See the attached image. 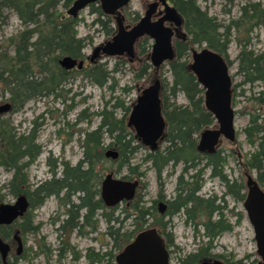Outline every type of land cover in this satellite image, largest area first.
Returning a JSON list of instances; mask_svg holds the SVG:
<instances>
[{
    "label": "rangeland",
    "instance_id": "1",
    "mask_svg": "<svg viewBox=\"0 0 264 264\" xmlns=\"http://www.w3.org/2000/svg\"><path fill=\"white\" fill-rule=\"evenodd\" d=\"M72 1L65 6L59 0L54 11L71 19L66 25L82 39L81 56L61 55L56 66L45 57L23 61L16 56L19 36L33 30L26 44L35 42L38 25L35 21L25 23L13 8L0 5V105L9 104V109L0 113V140H4L0 148L19 144L22 153L13 156L9 165L0 160V203H11L22 194L35 229L22 233L27 252L12 264H115V255L145 228H155L163 237L169 264H198L204 259L224 264L253 263L257 259L255 243L241 204L246 192L244 172L256 182L260 174L263 185L259 187L264 192V173L251 165L257 159L264 170V102L258 103L264 98V0H195L198 8L218 24L220 41L227 38L224 55L231 62L228 72L234 84V141L221 138L215 155L205 156L194 150L198 133L183 144L176 139L173 147L170 141L161 142L158 151L134 138L126 125L131 105L138 91L154 79L161 83L165 106L174 103L178 105L175 111H181V106L187 105L193 111L192 103L180 90L174 96L169 94L171 73L165 63L151 67L150 41H139L131 61L126 56L100 57L94 64L84 60L109 35L99 22L104 18L91 11L89 4L75 17L68 15ZM148 1L130 0L122 10L126 23L142 14ZM41 18L39 15L37 20ZM110 27H114L113 21ZM203 46V42L194 43L190 48ZM63 56L83 60L82 67L65 70L58 64ZM249 58L258 59L259 70L252 65L250 70ZM142 63L149 67L140 75ZM93 65L103 71L100 81L85 75ZM20 68L24 77L27 75L25 81L32 80V86H37L25 97L20 89L25 81L13 74ZM61 69L66 72L61 73ZM175 116L180 117L176 112ZM256 124H260L259 132L254 130ZM109 126H113L112 131ZM94 130H99L102 159L93 165L99 182L88 207L80 204L83 193L69 185L59 187L57 194L50 191L37 196L38 186L61 179L65 165L70 168L83 160V139ZM7 133L12 138L1 139ZM127 134L133 141L121 150L115 139L123 143L130 137ZM24 142L31 157L22 152ZM188 144L193 147L189 155L167 158L166 152L188 149ZM106 150L116 152V157H106ZM86 166L81 163L82 169ZM106 173L136 180L138 188L132 201L110 207L104 204L99 186ZM15 188L20 191L12 194ZM159 194L167 204H174L167 215H157Z\"/></svg>",
    "mask_w": 264,
    "mask_h": 264
},
{
    "label": "water",
    "instance_id": "2",
    "mask_svg": "<svg viewBox=\"0 0 264 264\" xmlns=\"http://www.w3.org/2000/svg\"><path fill=\"white\" fill-rule=\"evenodd\" d=\"M130 0H73L66 13L75 17L77 12L88 4L96 3L100 11L105 15H112L116 23V32L109 39L94 46L87 57L93 62L100 54L105 56L125 55L130 59L133 56V44L142 35L152 39L148 53L149 63L157 68L162 63L173 58V49L170 43L172 31L164 27L163 20H168L179 26L180 17L173 7L167 6L160 0L164 15L154 22H149L148 17L151 4L143 17L128 30H124L119 10ZM191 62L187 65L196 78V81L204 88L203 103L208 112L216 120L217 128L204 130L200 133L196 149L200 152L211 153L221 135L226 140H234V113L231 106L230 79L227 66L222 57L206 48L190 50ZM83 60H76L69 56H63L58 60L60 67L65 70L71 68L80 69ZM160 82L154 79L143 88L131 105L126 125L133 130L134 137L149 149H154L157 141L163 136L164 120L160 112L159 99ZM9 104L0 105V113L6 112ZM264 112V106H263ZM264 136V119L262 123ZM106 157L115 158L116 152L106 150ZM245 195L242 199V208L249 222L257 259L251 264H264V192L257 182L244 172ZM136 180L113 178L111 173H106L100 181L99 195L106 206H114L122 200L132 198ZM26 200L22 195L15 198L13 203H0V223H9L17 215L24 211ZM7 246L0 240V256L3 259ZM115 264H169L168 253L162 236L155 228H145L138 231L119 253L114 257ZM198 264H224L219 260L204 259Z\"/></svg>",
    "mask_w": 264,
    "mask_h": 264
},
{
    "label": "trees",
    "instance_id": "3",
    "mask_svg": "<svg viewBox=\"0 0 264 264\" xmlns=\"http://www.w3.org/2000/svg\"><path fill=\"white\" fill-rule=\"evenodd\" d=\"M59 0H1L0 5H4L7 7L13 8L18 17L22 19L25 23H34L37 22V27L35 28L37 37L35 42L26 44L28 37L31 31H27L24 34L19 36V44L16 47V56L23 61L28 58L33 59H43L44 57L52 61L54 66H56V59L61 55H69L71 57H79L80 55V48L82 47V39L76 38L73 33L71 32L70 26L66 25L67 22H71L69 17H64L61 14H57L55 12V6L57 5ZM64 5H68L71 0H63ZM179 12V14L183 17V26L185 32L189 36V42H177L175 43V59L173 61L167 62L166 65L171 73L172 82L169 86L170 94H174L176 90L182 91L186 98L192 103L193 111L189 109H182L181 111L173 110L180 115V119L176 116H172V111L169 113H165V119L167 122V129H166V137L168 141L171 142L172 147L174 146V141L180 140L183 144L185 141L190 140V134L192 131L198 130L203 126H207L212 123L211 115L208 112H204L202 109L199 108V104L201 102V89L198 87L197 82L195 81L194 76L187 72L185 69V57L188 55V49L190 48L191 44L194 43H205V46L209 49H212L216 52L224 54L226 39L225 41L221 40L220 34L217 31L218 24L213 22V18L207 16L204 11H201L195 3V0H169ZM37 5L35 8L34 6ZM91 11H94L100 17H103V20H100L101 26L104 28L105 34L111 35L113 32V28L110 27L112 21L110 20L109 16L104 15L101 13L98 5L91 3L88 5ZM41 15L42 18L40 21L37 20V17ZM59 24V26H57ZM225 30V28H224ZM227 30V29H226ZM226 30L224 32H226ZM224 37H226L224 35ZM23 61H21L23 63ZM26 65V64H24ZM252 65L255 71L259 70L258 68V59L257 58H249L247 59V66ZM248 66V67H249ZM148 65L142 63L140 68V75L146 73L148 69ZM252 67L250 70H252ZM21 68L19 69V71ZM61 73H65V70H60ZM247 72V70H245ZM102 70L97 65H93L89 71L85 74L88 78H92L93 80L100 81L102 77ZM18 80L25 81L26 77L24 74L20 72H14ZM21 78V79H20ZM164 80V79H163ZM25 86L20 88L21 94L23 97L27 96L29 91L32 89L34 90L37 86H32L34 81L24 82ZM32 83V84H31ZM165 84V81H164ZM37 85V84H36ZM25 87V88H24ZM35 87V88H34ZM196 97V98H194ZM165 101H163L164 103ZM264 102V98H259L258 103L262 104ZM165 108V105L163 104ZM177 118L178 125L177 126H170L172 123V118ZM201 121V122H200ZM174 122V120H173ZM122 123V122H121ZM176 123V121H175ZM108 126V125H107ZM109 131H112L113 126H109ZM254 130L256 132L260 131V124H256L254 126ZM99 130H94L86 134L85 138L83 139V151L82 156L83 160L77 162V164L73 167H68L65 165L63 171V177L59 180H51L48 182H44L35 190L37 196H41L44 193L52 192L57 194L59 187L63 185H69V187L75 191H80L83 193V196L80 197V204L87 205L88 201L91 197H93L94 192L97 193V189L95 188L99 182V178L96 177V174L93 173V165L94 162L99 161L102 159V148L100 145L99 140ZM129 133V132H127ZM130 134V133H129ZM127 134V135H129ZM249 136L248 132L246 133ZM1 139H11V135L9 133L2 134ZM130 136V135H129ZM262 139V137H259ZM22 139V138H21ZM133 141L131 136L125 142H120L119 139H115V141L120 146L121 150L127 146L130 141ZM4 141V140H0ZM31 141V140H30ZM29 141V142H30ZM22 143V142H21ZM26 149L22 150V152L29 153L30 147H28L27 142H24ZM262 143V140L259 141ZM19 144H16L15 147H12L9 144H4L2 148H0V160L4 163L12 164L13 156L21 153L18 147ZM188 149H178V150H170L166 152L167 158H177V156H186L189 155L190 152H193L192 144L187 145ZM172 149V148H171ZM262 154V150L259 151ZM264 153V152H263ZM22 154V153H21ZM184 154V155H183ZM31 157V156H30ZM12 158V159H11ZM175 160V159H174ZM256 162V163H253ZM86 163V168L82 169L81 163ZM155 162V161H154ZM252 166L257 167L256 169L261 170L264 173V170L260 166V162L256 160L251 161ZM7 165V166H8ZM257 182L260 185L261 183L260 174L257 176ZM95 189V190H94ZM18 188L13 189V193L15 194L19 192ZM242 195H239V199H242ZM214 210V209H213ZM209 214V213H208Z\"/></svg>",
    "mask_w": 264,
    "mask_h": 264
},
{
    "label": "flooded vegetation",
    "instance_id": "4",
    "mask_svg": "<svg viewBox=\"0 0 264 264\" xmlns=\"http://www.w3.org/2000/svg\"><path fill=\"white\" fill-rule=\"evenodd\" d=\"M163 1H164V3L167 6L173 7V9L175 10L176 14L180 17V24L177 27L174 26V24L172 22L168 21V20H163V22H162V24H163L164 27H168L172 31V34H171V37H170V43H171V46H172L174 55H173L172 60H170V61H173L175 59V43H177V42H185V43H188L189 42V36L185 32V29H184V26H183V17L176 10L175 6L169 0H163ZM151 4H154V6L150 10L149 17H148V21L149 22H154L157 19H159L162 15H164V12H163V7L164 6L162 5V3H161L160 0H150V1L146 2V3H144L143 4V9H142V14L140 16H138V17L136 16V18L132 19L130 23H126L127 22L126 21V17L122 13V10H123V8L126 5L123 6L119 10V13L121 15V22H122V26H123L124 30H128L133 25H135L139 21V19L144 16L145 11L148 10V8H149V6ZM204 12L206 13V11H204ZM107 16H109L110 20L113 21V23H114L113 32L111 33V35H109V38L107 39V40H109L115 34V32H116V23H115L114 18H113L112 15H107ZM141 40H143L144 43H147V41H150V43H149L150 46L152 44V39L149 38L147 35H142V36L138 37L136 39V41L134 42V44H133V55H134V48L136 47V45ZM201 48H206V49H208V50H210L212 52H216V51H214L212 49L207 48L206 46H203ZM201 48H198L196 50H200ZM190 50H191V48L188 49V51H187L188 52V55L185 57V60H186V62H185V69H186L187 72H189V73H191L193 75V73L190 70L187 69V65L191 62ZM216 53H218L222 57V59L224 60L226 66H227V69H229V67L231 66V62L228 60L227 56L224 55V54H221L219 52H216ZM123 56H125V55L110 56V57H123ZM100 57H109V56H105V55L100 54L93 62H90V63L94 64L97 61V59L100 58ZM132 57L130 59H128V57H127L128 61H131ZM83 59L84 60H87L86 57L83 58ZM170 61H166L164 63L166 64L167 62H170ZM82 65H83V63H82ZM227 72H228V70H227ZM228 75H229V79H230V90H231V101H232V98H233L232 96H233V91H234V84L232 83L233 82L232 81V77L230 76L229 72H228ZM194 78H195V76H194ZM195 81H196V78H195ZM197 84H198V87L201 89V102L199 104V108L202 109L204 112H208L207 109L204 106V103H203L204 88L198 82H197ZM142 89H140V91ZM160 89H161V83H160ZM140 91H138V94L140 93ZM169 94H170V92H169ZM171 96H174V95L171 94ZM159 99H160V112H161V115H162V118L164 120L165 125H164V129H163V136H162V138L160 140L157 141V145H156V147L154 149H152V151H158L159 150L158 149V144L159 143H161V142H168V140L165 139V137L167 136L166 135V129H167V125L168 124L166 122V119H165V115L164 114L165 113H168V112L170 113L172 111V114L171 115L174 117L175 115L173 113V110H175L177 108V106H178V105H175L174 103H169L168 104V107L166 105L165 108H164L163 107V104L165 105V102L163 103V99H162V97L160 95V90H159ZM183 107H185V106H181L180 110L184 109ZM185 109H190V107L186 105ZM208 113L211 115V118H212V123L210 125L212 126V124L213 125L215 124V126H212V127H205V126H203L202 128H200L198 130L192 131V133L190 134V135H192L193 133H198L197 134V141H196L194 150L197 152V154H201L203 156H205V155H215V152L217 151V147L219 145V142H220L221 138H223L221 135L218 137L217 143L214 146V151L211 152V153L200 152V151H198L196 149V145L198 143L200 133L202 131H204V130H211V129H216L217 128V123H216L215 118L213 117V115L210 112H208ZM174 119L175 118H172V123L170 125L171 127L178 125L177 123H175V120ZM173 120H174V122H173ZM175 124H177V125H175ZM133 136H134V133H133ZM223 139H225V138H223ZM226 141H228V140H226ZM228 143H231V142L228 141ZM258 186H259V184H258ZM137 188H138V186L136 185L135 188H134V193H133L132 198H130L129 200H122L121 202H124V204H128L130 201H132L133 198H134V196H135V194H136ZM20 195H22V194H20ZM14 200H13V202H14ZM163 200H164V198L162 197V194H159V199L155 202L156 210H157V215L158 216H161L163 214L164 215L169 214L170 211L172 210V207L171 206L174 205V204H167V202L165 200L164 201ZM13 202H11V203H13ZM29 208H30L29 207V204H28V202H26L24 211L22 212L21 215H17L9 223H0V240L2 242H4L6 244V246H7L5 257L2 259L1 256H0V264H8L10 258H11L10 263L12 264L13 263V262H11L12 260L13 261H16L17 259H19L24 254V252L25 253L27 252V250H25V244L22 243V238H21L22 233H26L28 231L35 232V229H33L31 227V221L32 220H31V216L28 213ZM174 211H175V209H174Z\"/></svg>",
    "mask_w": 264,
    "mask_h": 264
}]
</instances>
